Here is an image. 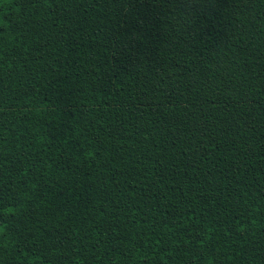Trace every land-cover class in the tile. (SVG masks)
Here are the masks:
<instances>
[{
  "label": "trees",
  "instance_id": "16d2710c",
  "mask_svg": "<svg viewBox=\"0 0 264 264\" xmlns=\"http://www.w3.org/2000/svg\"><path fill=\"white\" fill-rule=\"evenodd\" d=\"M0 264H264V0H0Z\"/></svg>",
  "mask_w": 264,
  "mask_h": 264
}]
</instances>
